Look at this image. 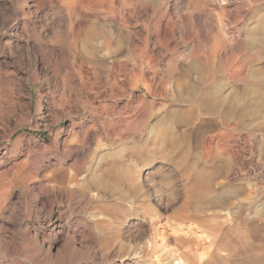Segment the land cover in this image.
<instances>
[{"label": "rangeland", "instance_id": "374dc122", "mask_svg": "<svg viewBox=\"0 0 264 264\" xmlns=\"http://www.w3.org/2000/svg\"><path fill=\"white\" fill-rule=\"evenodd\" d=\"M177 1H166L162 18L160 11L140 18L117 10L113 25L120 44L105 46L110 53L105 57L84 48L80 39L69 48V23L79 30L90 19L91 6L77 5L70 15L64 0H0V264H150L149 257L135 258L134 251L157 232L173 248L175 231L188 230L190 223L179 228L168 220L197 172L218 167L208 182L226 194L232 189L244 194L248 182L263 192L264 157L257 143L264 118L251 113L241 121L224 120L193 108L189 121L183 120L191 87L201 92L232 86L251 108L248 78L257 68L264 76V42L249 35L255 20H236L238 0H229V15L219 22L214 13L221 11L222 0H213L190 35ZM245 1L264 13V0ZM99 13L111 19L105 10ZM136 45L140 49L134 50ZM214 51L213 65L184 75L192 52L204 58ZM242 59L246 63L239 68ZM173 64L179 69L168 75ZM134 73L140 74L135 81ZM159 118L172 121L179 134L190 133L184 143L191 153L188 163L178 162L179 152L168 158L146 152H156L147 131ZM93 130L102 134L104 146L108 133H119L113 134V151L125 168V197L99 187L86 171L95 147L88 141ZM228 130L239 152L230 170L211 164L218 135ZM111 161L104 159L100 168ZM219 220L264 248V227L252 231L250 224L226 215ZM199 243L190 244V264H198L196 254L206 251ZM218 252L225 258L212 264H235L227 250Z\"/></svg>", "mask_w": 264, "mask_h": 264}, {"label": "bare ground", "instance_id": "6f19581e", "mask_svg": "<svg viewBox=\"0 0 264 264\" xmlns=\"http://www.w3.org/2000/svg\"><path fill=\"white\" fill-rule=\"evenodd\" d=\"M166 1L167 0H64L69 14L77 5L83 7L91 6L90 12H92L90 19L88 20L87 17L86 20L85 18L86 22L79 27V30L75 29L72 22L69 23V48H74L79 41L78 39H80L84 48L91 50L95 54L100 53L102 56L109 57L110 53L103 51L104 47L112 46L117 48V44H120L119 40L116 41L118 38L113 25V21L118 18L117 10L128 9V13L125 12L126 15L134 16V14H137L140 18L146 17L150 11L152 12V16L155 15L154 12L160 11V17L162 18L164 17V12L161 11L166 7ZM212 3L213 0H180L177 3L181 4V7L185 10L181 18H183V21L187 24L188 33H190V35H194L195 24H197L199 19L204 17L203 15L205 14L202 13H206L204 11L208 9V6ZM229 3V0H222L220 7L221 11L214 13L219 22L222 21L224 16L229 15V10H227ZM246 6L249 7L246 8ZM99 8L100 10H105L108 15H111V19L109 20L108 16L102 17L99 13ZM235 9L236 20L240 18L250 21L251 19L255 20V31H251L249 35L256 36L259 40L264 42V13L259 14V10L247 4L245 0H238ZM195 11L199 14L194 15ZM69 18H71V16ZM170 25H172V23ZM172 33L173 32H171V34ZM136 47L137 48L133 49H140L139 46L136 45ZM214 53L213 57L212 55H206L203 58L199 57L197 53L192 52V59L187 66L182 68L185 70L184 75L188 76L191 71L201 72L207 67L209 68V66H211V64L213 65L215 62L214 57L216 56V51H214ZM91 54L93 55V53ZM254 56L258 57L260 53H255ZM245 63L246 60L242 59L238 61L237 66L243 68ZM177 67L176 64H173L169 69L168 75L177 71L179 69ZM138 76H140V74L134 73L133 79ZM135 80L136 79L133 81ZM191 85H189V87ZM191 88L189 90L191 107H188L184 113L183 120H185V122L189 121L193 108H203L206 114H217L224 120L236 117L241 121L251 113V115L257 114L258 117L264 118V76H261V70L258 68L251 71L248 78V94L254 97L252 99L253 102H250L252 103L250 109L244 99L246 96H241L232 86L221 85L217 90L211 89V87L201 92H199L197 88ZM180 91L183 92V88L182 90L180 89ZM81 103L85 105L86 102L83 101ZM91 109L96 112L99 110V106L93 105ZM171 122H166L159 118L153 121L151 126L149 125L150 127L147 132L154 141L153 147L156 149V152L152 153L151 150V152L145 150L150 155H155L156 157L160 156L162 158H168L172 153L179 152L177 155L179 159L178 162L180 164L188 163L191 153L189 149L186 150L184 148V143L187 141L186 138H190L191 135L185 132L179 134ZM92 134L93 136H88V141L94 144L95 147L88 160L91 165L86 167V171L91 173L92 178L96 180L99 187L110 189L113 193H118L123 197L127 196L129 190H125L121 187L125 172L123 169L125 168L121 167L122 169H120L117 161L114 159L116 152L114 153L113 146L116 141L115 138H113V134L118 135L119 133L115 131L112 134L108 133L106 136L108 141L106 146H104L103 136L100 132L93 130ZM261 137V140L259 142L257 141L258 143L255 142L259 145L258 155L263 158L264 133L261 134ZM218 138L220 141L218 140L214 147V152L211 155V164L215 165L218 163L216 166L222 164L221 166H225L227 170H230L235 164L234 160L239 156V152L234 151L232 148V143L236 141V137L231 130H228L227 132L219 134ZM158 143L160 145L156 146ZM109 158H111L112 161L107 163L104 168H100L103 160ZM80 165L82 166V163ZM81 166H79L80 170L84 167ZM187 168L188 171H194L193 166H187ZM218 173L219 169L216 167L211 170V172L199 171L194 174L193 182L187 190L183 203L176 208L171 219L168 220L171 222V225H177L179 228L183 227L185 223H190L187 231L182 229L175 231V235L172 233V242L175 243L174 247L170 249L167 248L169 242L166 235H160L159 232H157L153 240L148 239L143 248L134 251L133 254L135 258L141 259L143 256H147L149 257L147 261H149L150 264H190L189 255L192 254V245L190 246V244L192 242H196L197 244L202 242L207 246H204L206 247V251L196 254V258L199 262L198 264H212L215 258H225L223 254H219L218 252L222 249L228 251V260L233 261L235 264H264V248L261 245L253 244L245 239L242 232L240 233V231L233 227H225L223 224L224 222L221 220L222 223L219 220L222 215H226L231 221L238 218L241 223L246 222L250 224L252 231L257 228V225L264 227V189L263 192H259L257 184L248 182L247 189H244V194H240L242 189H232L229 191L230 193L226 194V190H217L212 186V183L210 184L208 182L210 176L217 177L216 175H218ZM83 176H85V174L82 175V177ZM65 191H67V189H65ZM90 198L86 200L88 203ZM159 200H162V198ZM258 220H262L261 224L256 222ZM159 240L162 241L160 242L161 244H158ZM169 240H171V238Z\"/></svg>", "mask_w": 264, "mask_h": 264}]
</instances>
